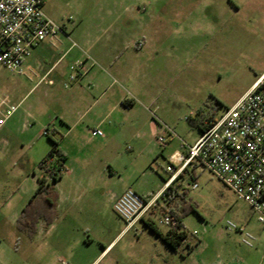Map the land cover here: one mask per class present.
<instances>
[{
    "label": "rangeland",
    "instance_id": "obj_1",
    "mask_svg": "<svg viewBox=\"0 0 264 264\" xmlns=\"http://www.w3.org/2000/svg\"><path fill=\"white\" fill-rule=\"evenodd\" d=\"M41 1L45 14L65 25L70 45L76 43L81 56L86 52L102 64L95 58L100 49L117 47L124 52L119 64L129 72L125 78L116 76L112 91L136 97L134 111L140 116L133 118L121 107L106 119L104 141L90 140V124L86 133L78 134L84 139L78 145L69 142L75 135L64 144L63 133L53 136L67 157L65 169L88 159V171L103 165L110 182L97 193L96 204L83 197L76 205L69 202L58 209L57 201L52 211L45 194L35 197L44 175L56 184L40 168L53 147L43 132L55 131L48 125L52 118L59 125V114L74 111L61 101L64 96H97L99 91L82 88L70 76L35 88L39 78L28 64L23 75L0 65V96L21 102L14 127L0 132V264H264V224L203 169L185 172L177 186L183 199L167 203L185 211L188 236L177 250L142 221L123 231L127 225L111 204L112 193L121 191V176L141 196L153 195L171 175L163 152L200 136L189 118L199 110L206 118L220 116L263 73L264 14L256 12L257 0ZM101 68L111 73L105 64ZM97 120L96 114L87 119ZM150 121L162 127L158 136L170 139L167 128L176 136L159 145L148 129ZM149 151L156 155L151 157ZM109 168L116 173L110 176ZM68 181L63 179L61 185ZM165 200L168 197H161L143 216L155 220L164 233L168 227L159 221L167 212ZM228 221L255 236L254 248L242 245V234L229 231Z\"/></svg>",
    "mask_w": 264,
    "mask_h": 264
},
{
    "label": "built area",
    "instance_id": "obj_2",
    "mask_svg": "<svg viewBox=\"0 0 264 264\" xmlns=\"http://www.w3.org/2000/svg\"><path fill=\"white\" fill-rule=\"evenodd\" d=\"M63 37L71 41L65 25L57 24L45 14L41 0H0V65L9 72L23 75L24 62L37 48L48 45L57 50ZM77 47L72 42L71 49ZM97 66L98 63L83 52L72 66L71 82L86 76L91 67ZM20 106L21 103L15 104L10 98L0 96V131ZM204 127L200 138L187 147V154L176 153L170 157L167 171L171 175L160 194L146 199L129 189L114 202L113 210L126 223L127 229L135 227L152 207L158 206L164 191L181 178L183 172L198 169L210 172L221 181L264 224V72L223 114L205 120ZM165 130L171 138L176 136L172 130ZM43 134L54 136L48 129ZM91 135L105 137L100 129L93 130ZM156 139L161 146L168 142L163 135ZM193 188H197V184ZM159 224L166 225L171 233L186 231L179 228L178 221L169 212ZM227 229L242 234V245L254 248V235L231 221L227 222Z\"/></svg>",
    "mask_w": 264,
    "mask_h": 264
},
{
    "label": "crops",
    "instance_id": "obj_3",
    "mask_svg": "<svg viewBox=\"0 0 264 264\" xmlns=\"http://www.w3.org/2000/svg\"><path fill=\"white\" fill-rule=\"evenodd\" d=\"M255 10L258 14H264V0H257ZM119 51L121 50L117 47L110 49L102 48L100 49V51H98V53H96L97 55L95 56V58L97 59V61L108 66L111 70V73H108L107 70L102 69V64H98V69H96V67H91L86 76L81 77L78 81H76L81 82L82 88L91 86L92 88L96 89V91H99V94L97 96H92L88 93H71L70 95L64 96V98L61 99V101L68 103L69 105L71 104V106L74 107L73 112H62L61 114H59V125L53 120V118L48 122V125H53L55 127V131H53L54 135L56 133L64 134L61 144H64L68 140L67 138H71V136L73 135H75L76 138L69 141L71 142V144L78 145L79 142H83L84 139L80 137L78 138V134L86 133L85 131L90 125L91 128H89V131L91 132L95 129H100L103 131V126L106 124V119L110 116L113 117L118 111L121 110V107L122 110L130 112L128 115L133 118L140 116L139 113L134 111L136 104L139 102L136 97L130 94H121L118 90L112 91L114 86L113 84L114 82H116V76L122 75L125 78L126 73L129 72L126 66L121 67V65L119 64V61L121 60L119 55H123L124 53L123 51H121V53ZM111 54L114 56L112 57ZM47 57L49 61H51V63H47ZM81 57L82 56L78 51H76L75 49H71L69 39L63 37L61 45L57 50L51 48L48 45L40 46L33 52L31 57L26 59V61L24 62V66L28 64V68L35 74L36 78H39L35 88L40 87L43 83L53 86L57 80L66 79V77H69L71 75L69 71L72 70V66L75 61ZM99 65H101V67ZM93 114H96V118L98 120L91 123L87 121V119ZM14 118L15 117H13L0 132L11 130L17 122ZM129 128H132L131 125L129 126ZM148 129L151 136L153 138H156L159 135L162 127L158 126L156 122L150 121L148 123ZM199 131L201 136L202 131L200 129ZM200 136L192 142L182 144L174 151L168 152L169 154L167 152H163V155L170 159V157L176 153L187 154V147L192 146L200 138ZM95 138L100 137H92L91 135L90 140H94ZM101 140L104 141L105 137L101 138ZM170 140L172 139H168V141ZM148 155L153 157L156 155V152L149 151ZM76 161L77 163L73 167L65 169L63 177L55 184V188L59 195L58 209L69 202H72L76 205L81 201L80 199H82L83 197L89 198L93 204H96L97 193L101 191L103 193L104 188L110 182V179L108 178V175H106V170L104 169L103 165L97 171L90 172L88 171V167L91 166L89 164L90 160L78 159ZM109 169L110 176L116 173L113 168ZM63 179H68V182L70 183L61 185V181ZM99 180H101V183L99 182ZM179 180L174 182V190H172V195L175 201L180 197L179 189L177 188V186L179 185ZM166 181H164V184L159 187V189L153 195L142 196L146 199H151L155 195L160 194L165 188L164 185ZM118 182L122 185V188L121 191L117 194L112 193V207L114 202L125 191L132 189L138 194L140 193L135 188V186H132V184L128 182L124 177L121 176ZM166 201L167 200H165L164 204L162 203L163 208L167 209V212L173 210L170 207H167L169 199L167 202ZM96 207L97 206L95 205L93 209H95ZM143 219L144 218L142 217L138 222H144ZM54 225L55 224H52L51 227H54ZM126 229L127 228L125 227L123 231H125ZM99 257L100 256H97V258Z\"/></svg>",
    "mask_w": 264,
    "mask_h": 264
},
{
    "label": "trees",
    "instance_id": "obj_4",
    "mask_svg": "<svg viewBox=\"0 0 264 264\" xmlns=\"http://www.w3.org/2000/svg\"><path fill=\"white\" fill-rule=\"evenodd\" d=\"M215 117V114H211L208 118L205 117V114L202 110H199L196 112L195 116H192L189 118L190 123L195 127L203 131L205 129L204 122L207 119H212ZM51 142L53 143V147L51 148L49 154L41 161L40 168L46 171L51 181L58 182L64 174L65 171V163L67 161L66 155L61 152V150L58 147V142L54 137H49ZM57 157L56 161H53L54 158ZM51 162V163H50ZM183 172L180 176H184ZM172 190H174V183H172L165 191H164V197H168V199L174 200L172 195ZM45 194V202L49 203V207L52 211L56 209L57 201H58V192L56 188L52 185V183L49 181V179L44 175L39 180V188L36 192L35 197L36 198H42V195ZM180 196V195H179ZM181 199H183L180 196ZM32 203V202H31ZM192 207V206H191ZM170 215L176 219L179 223V228L185 229L183 224V214L185 211L178 212L176 210L169 211ZM54 213H52V216ZM146 226L159 238L164 240L173 250H177L178 247L181 245V243L186 239L188 236L186 231H182L181 233H171L170 231L162 232L159 228L158 223L155 220L151 219H143Z\"/></svg>",
    "mask_w": 264,
    "mask_h": 264
}]
</instances>
